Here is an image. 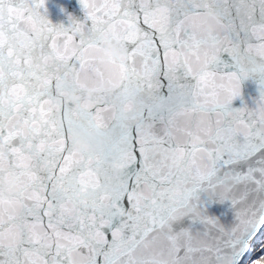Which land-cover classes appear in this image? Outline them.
Wrapping results in <instances>:
<instances>
[{"label": "snow or ice", "instance_id": "obj_1", "mask_svg": "<svg viewBox=\"0 0 264 264\" xmlns=\"http://www.w3.org/2000/svg\"><path fill=\"white\" fill-rule=\"evenodd\" d=\"M79 7L0 0V264H264V0Z\"/></svg>", "mask_w": 264, "mask_h": 264}, {"label": "water", "instance_id": "obj_2", "mask_svg": "<svg viewBox=\"0 0 264 264\" xmlns=\"http://www.w3.org/2000/svg\"><path fill=\"white\" fill-rule=\"evenodd\" d=\"M65 5L68 7L69 11L75 12L77 14H80L82 10L79 7V0H48V7L50 10V18L54 22H59L62 19H64L59 14V5Z\"/></svg>", "mask_w": 264, "mask_h": 264}, {"label": "clouds", "instance_id": "obj_3", "mask_svg": "<svg viewBox=\"0 0 264 264\" xmlns=\"http://www.w3.org/2000/svg\"><path fill=\"white\" fill-rule=\"evenodd\" d=\"M209 27H211V26H209Z\"/></svg>", "mask_w": 264, "mask_h": 264}, {"label": "rangeland", "instance_id": "obj_4", "mask_svg": "<svg viewBox=\"0 0 264 264\" xmlns=\"http://www.w3.org/2000/svg\"><path fill=\"white\" fill-rule=\"evenodd\" d=\"M263 230V229H262Z\"/></svg>", "mask_w": 264, "mask_h": 264}, {"label": "trees", "instance_id": "obj_5", "mask_svg": "<svg viewBox=\"0 0 264 264\" xmlns=\"http://www.w3.org/2000/svg\"><path fill=\"white\" fill-rule=\"evenodd\" d=\"M264 230V229H263Z\"/></svg>", "mask_w": 264, "mask_h": 264}]
</instances>
